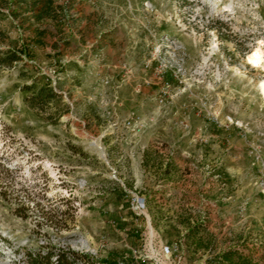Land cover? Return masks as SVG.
<instances>
[{"label":"rangeland","instance_id":"374dc122","mask_svg":"<svg viewBox=\"0 0 264 264\" xmlns=\"http://www.w3.org/2000/svg\"><path fill=\"white\" fill-rule=\"evenodd\" d=\"M52 6L0 0V58L21 55L0 63V234L96 264H264V0ZM32 83L60 94L56 122Z\"/></svg>","mask_w":264,"mask_h":264},{"label":"trees","instance_id":"16d2710c","mask_svg":"<svg viewBox=\"0 0 264 264\" xmlns=\"http://www.w3.org/2000/svg\"><path fill=\"white\" fill-rule=\"evenodd\" d=\"M14 3L18 5V11L20 15H26L30 13L31 20H42L44 18L56 17L57 10L53 8V0H14ZM15 13V12H14ZM21 59V55L18 52H11L4 58H0V63L7 62L12 64ZM22 90L29 92L27 101L30 105L40 112L46 113L47 119L56 122L68 108L64 110L51 111L53 103H56L60 99V94L49 84L37 85L36 83L24 84ZM46 250L40 248L33 252H27L26 260L28 264H96L95 259L79 250H75L70 247L56 248L55 246H45ZM44 247V248H45ZM237 256V260L234 258ZM224 260L230 261L234 264H255L251 263L249 259L245 258L242 254H238L236 250H228L222 254ZM113 264H118L116 261Z\"/></svg>","mask_w":264,"mask_h":264},{"label":"built area","instance_id":"2783aa9c","mask_svg":"<svg viewBox=\"0 0 264 264\" xmlns=\"http://www.w3.org/2000/svg\"><path fill=\"white\" fill-rule=\"evenodd\" d=\"M137 207L140 210L143 208V203L139 199H137ZM179 248L180 243L174 242L171 246H166L165 250L169 257L174 255V260L180 261L182 257L178 253ZM142 261L145 262V259H142ZM156 261V264L161 263V261ZM0 264H28L23 249L13 246L3 234H0ZM118 264H126V261L119 260Z\"/></svg>","mask_w":264,"mask_h":264},{"label":"bare ground","instance_id":"6f19581e","mask_svg":"<svg viewBox=\"0 0 264 264\" xmlns=\"http://www.w3.org/2000/svg\"><path fill=\"white\" fill-rule=\"evenodd\" d=\"M248 60L252 62L253 65L255 66H263L264 67V49L262 48V45L260 43V45L248 56ZM260 89L264 95V81L261 82L260 84ZM97 145V143H96ZM150 233L151 236H153V228L152 226H150ZM84 245L86 247H90L89 244L87 242H84Z\"/></svg>","mask_w":264,"mask_h":264},{"label":"water","instance_id":"95a60500","mask_svg":"<svg viewBox=\"0 0 264 264\" xmlns=\"http://www.w3.org/2000/svg\"><path fill=\"white\" fill-rule=\"evenodd\" d=\"M98 148H99V150L101 151V155L103 156L104 154H103V151L101 150V148L98 146Z\"/></svg>","mask_w":264,"mask_h":264}]
</instances>
